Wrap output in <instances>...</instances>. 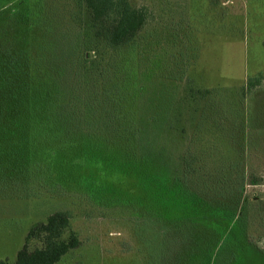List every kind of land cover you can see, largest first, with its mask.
<instances>
[{"label":"rangeland","instance_id":"1","mask_svg":"<svg viewBox=\"0 0 264 264\" xmlns=\"http://www.w3.org/2000/svg\"><path fill=\"white\" fill-rule=\"evenodd\" d=\"M128 2L147 13V22L137 37L112 52L85 29L82 41L95 44L97 50L84 47L79 52L83 43L78 35L86 17L77 0H0V46L3 42L18 52L23 40L36 44L35 50L32 46L35 59L31 73L48 78L45 86H36L49 94L55 93L50 86L59 87L60 92L71 96L65 111L69 118L62 121L65 126L61 124L70 130L69 136L107 138L123 151L131 146L139 155L149 152L166 160L180 176L187 172L190 179L191 165L186 167V159L190 163L191 158L199 157L191 137L200 113L189 120L194 109L189 103L196 107H204L210 100L223 104L228 118L217 130L211 126L220 124H214L220 111L214 107L204 114L205 124L213 121L207 125L205 149L218 158L209 160L212 155L205 158L204 154L203 158L207 164L223 165L230 153L225 137L232 127L235 129L229 133L241 144L245 141L242 169L247 178L242 197L227 190L229 198L218 206L222 205L223 214L243 211L251 264H264V0ZM40 3L44 5L41 14L24 15L27 4L36 8ZM47 41L53 43L50 50L45 49ZM137 74L144 79L138 80L146 89L142 98L137 97L132 85ZM115 85L120 88L119 103L110 101L103 92ZM0 90L4 105L3 85ZM79 91H86L88 98L97 102H90V114L86 113L88 104L74 98ZM79 95L85 101L87 96ZM208 115H213L212 121ZM5 121L0 118V264L14 263L30 229L59 211L69 214L70 231L81 241L80 247L59 264H161L155 260L162 247L161 234L152 233L153 227L140 209L125 205L139 202L138 197L146 202L142 189L123 182L119 174L104 175L99 180L106 186L110 198L102 195L108 200L92 199L83 188L58 185L53 179L68 163L56 145L61 140L58 134L66 133L65 128L56 124L52 133L41 134L42 139H52L48 145L53 150H42L44 145L38 142L27 152L9 149ZM40 160L46 166L39 167ZM78 172V177L88 176L86 168ZM196 181L197 185L190 181L189 186L210 199L208 183ZM153 225L162 227L168 241L167 264H176L177 252L186 244L180 239L179 230L183 229L166 222L154 221ZM199 228L188 229L190 240L197 233L201 238L218 239L214 229ZM28 244L31 250L40 247L36 240Z\"/></svg>","mask_w":264,"mask_h":264},{"label":"trees","instance_id":"2","mask_svg":"<svg viewBox=\"0 0 264 264\" xmlns=\"http://www.w3.org/2000/svg\"><path fill=\"white\" fill-rule=\"evenodd\" d=\"M77 4L84 11L86 17L85 27H82L80 30L82 32L78 35L80 40L82 41L81 35L86 29L87 34H92V38L103 43V48L112 52L125 48L137 37L147 22L146 11L133 7L128 0H77ZM29 6L27 4L24 7L25 16L35 15L36 17L42 13L44 7L42 3L38 4L36 8H29ZM23 20H26V17H23ZM82 43L83 46L79 52L84 47L86 50L90 48L94 52L97 50L95 44L86 43V40ZM20 44L21 49L18 52L13 47L10 50L3 42V47L0 46V89L3 85V91H5L3 105L1 102L2 91L0 90V118L6 120L8 143L11 144L9 149L33 151L34 144L39 142L44 145L42 150H53L48 145L51 144L52 139H42L41 134L43 132L52 133L54 125L62 126V121L69 118L65 111L66 102L71 96L68 93L60 92L59 87L50 86V89L55 93L49 94L43 88L40 89L36 86L37 83L43 86L48 83L46 76L44 78L35 77L31 73L35 59L32 46L35 50L36 44L32 40L30 42L23 40ZM47 44L49 45L45 49L50 50L53 43L47 41ZM87 57L88 55L85 54V62H88ZM115 72H117L116 65ZM138 80L142 79H139L137 74L135 83L133 80L132 85L136 86L137 97L142 98L146 89L143 87V82L138 84ZM144 82L147 83V81ZM112 87L113 89L110 88L108 91L103 89L104 95L114 103L121 102L120 88L117 85ZM114 89H116L115 94ZM86 93V91H79L78 96L75 95L74 98L88 104L89 107L85 105L86 113L90 114V110L93 109L90 107V102L93 100L88 98V93ZM79 94L82 97L87 96L83 97L85 101L81 100ZM111 94L114 97H110ZM151 99L152 96L149 97V100ZM95 103L97 102H93V104ZM191 104L189 103L190 109H194L193 116L189 120L195 119L200 113L198 121L194 122L196 126L191 137L192 144L197 146L199 157L191 158L190 163L186 159V167L191 165L188 167V172L193 176L192 179L188 178L187 172L180 176L179 173L172 170L166 160L163 161L154 154L143 151L144 153L139 155L136 151L133 152L131 146H128L129 150L123 151L115 147V143L111 144L107 138L100 140L94 139L92 136H69L70 130L62 126L66 133L62 130L63 134H58V138L61 140L56 143L58 148L56 149L67 156L68 163H66L65 170L60 169L61 171L53 180L56 184L64 187L83 188L95 200H108L103 198L102 194L110 198L106 186L99 181L104 175L119 174L123 182L135 183L132 185L133 187L142 189V194H147L146 202H142V198L138 197L140 203L137 201L132 205L128 202L125 205L131 206L135 210L140 209L147 215L146 219L153 227L152 233L161 234L162 243L160 245L162 247L157 251L158 255L155 259L158 263L162 264V261L164 264L168 263V241L162 227L157 229L153 225L154 221L159 224L166 222L179 225V228L183 229L179 230L180 239L186 241V244L181 250L179 248L176 264H251L246 217L243 211L239 210L237 213L234 210L223 214L222 205L218 206L221 204V200L229 198L226 194L227 190H231V193L234 192L235 195L238 193L239 197H242L245 188L244 181L247 178L242 169L246 149L245 141L241 144L232 135L233 133H229L235 129L232 127L230 131H227V137H225V143L230 153L226 159L221 155V158L225 159L223 165L218 167L217 162L207 164L204 159L211 157L212 154L209 152L211 155H208L205 149L207 139L205 136L209 135L207 125L213 122L211 120L213 115H208L210 119L208 121L212 122L205 124L203 122L206 119L204 114L206 110L211 111L214 107L218 112L220 111L218 118L214 121V124L216 121L220 124L211 126L212 130H217L224 119L228 118V115L224 114L223 104L218 101L210 100L204 107H196ZM133 134H137V132L133 130ZM54 135L56 136L57 133ZM213 153L215 154L212 155L213 159L209 158V160L218 158V154ZM203 154L205 158H203ZM38 166L46 165L40 160ZM82 168H86L87 177H84L83 174L79 177L76 175L79 170L83 173ZM67 169L71 171L69 174ZM62 179L65 180L61 181ZM193 179L195 181L199 179V183L203 182L204 185L208 183L207 187L211 193L208 196L211 200L201 196L189 186L190 181L197 185L198 182L192 181ZM101 195L102 197H100ZM237 200L239 198H236L234 202L236 206L239 202ZM70 224V216L67 212L59 211L48 216L45 222L30 229L26 244L17 253L16 261L12 264H59L70 252L78 249L81 245L77 234L70 231ZM199 227L208 231L214 229L218 234V239L211 237L206 239V236L201 238L202 235L197 233L190 240L192 236L188 229L199 230ZM30 240L40 242V247L31 250L28 244ZM191 241L193 242L192 246ZM154 244L159 246L157 241ZM1 264L11 263L1 262Z\"/></svg>","mask_w":264,"mask_h":264}]
</instances>
